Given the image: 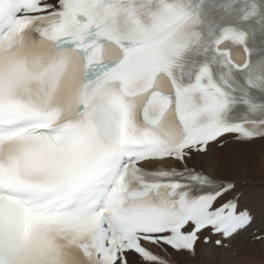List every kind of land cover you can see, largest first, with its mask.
<instances>
[{"label": "snow or ice", "instance_id": "snow-or-ice-1", "mask_svg": "<svg viewBox=\"0 0 264 264\" xmlns=\"http://www.w3.org/2000/svg\"><path fill=\"white\" fill-rule=\"evenodd\" d=\"M257 144L264 0H0V264H264Z\"/></svg>", "mask_w": 264, "mask_h": 264}, {"label": "bare ground", "instance_id": "bare-ground-1", "mask_svg": "<svg viewBox=\"0 0 264 264\" xmlns=\"http://www.w3.org/2000/svg\"><path fill=\"white\" fill-rule=\"evenodd\" d=\"M250 147V146H247ZM246 147V148H247ZM257 148L256 153L253 152L250 148H247L244 153H240L242 161L245 162L246 170H247V179L248 182L251 184H254L257 186V190L254 193V195L258 198L260 195V185L262 182H264V167L261 165V154L264 153V149L261 148L259 144L256 145ZM198 166L199 164H202L203 167L206 166V161L199 160L195 162ZM223 172L224 174L228 175L229 177L233 179H240L241 178V172L240 170L233 168L227 161V158H224V166H223ZM254 181H261V182H254ZM264 223L262 221L261 217L257 216V227L261 226V224ZM232 248L236 249L235 253H228L224 249H218L215 253L210 252L209 250H205L203 253V257H206V264L207 262H213V256L217 253H221V256H214L215 259H219V263L214 262L215 264H254L257 260L256 253H252L249 251V243L246 238H237V240L232 242L231 245ZM219 255V254H218ZM233 256L230 258V256ZM258 256V255H257ZM178 257H183L182 255H175L173 254V258L177 259ZM202 257V258H203ZM259 257V256H258ZM185 260L182 262V264H195L194 261L191 260V258L185 256ZM258 259H261L259 257ZM213 263V264H214ZM259 263V262H258ZM211 264V263H210Z\"/></svg>", "mask_w": 264, "mask_h": 264}, {"label": "rangeland", "instance_id": "rangeland-1", "mask_svg": "<svg viewBox=\"0 0 264 264\" xmlns=\"http://www.w3.org/2000/svg\"><path fill=\"white\" fill-rule=\"evenodd\" d=\"M254 147H256V145H252V146H250V147H247V148H250L251 150H252V153L253 152H255L256 153V150H257V148H254ZM246 147H244V148H241V149H239V153H244L245 151H246V149H247ZM197 167H203V165L202 164H199ZM254 182H261V181H254ZM235 251H236V249H234L233 248V254L235 253ZM219 254V255H218ZM261 257L260 256V254H259V252H256V257H257V260L255 261V263L254 264H261V259H258L259 257ZM214 256H221V253H217V254H215ZM214 256H213V259H211V260H213V262L211 261V262H207V264H213L214 262H217V263H219V262H221V261H219V259H218V261H217V259H215L214 258ZM231 257H233L232 255L230 256V258ZM173 257H172V255H171V259H172ZM185 258V256H183V257H178L177 259H174V261H175V263H177V264H182V262L185 260L184 259ZM259 262V263H258ZM215 264V263H214ZM238 264V263H237Z\"/></svg>", "mask_w": 264, "mask_h": 264}]
</instances>
